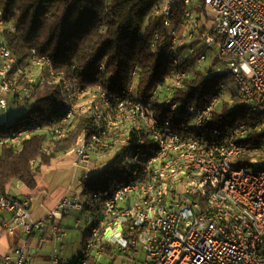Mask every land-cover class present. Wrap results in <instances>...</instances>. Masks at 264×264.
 Returning a JSON list of instances; mask_svg holds the SVG:
<instances>
[{"label":"built area","instance_id":"built-area-1","mask_svg":"<svg viewBox=\"0 0 264 264\" xmlns=\"http://www.w3.org/2000/svg\"><path fill=\"white\" fill-rule=\"evenodd\" d=\"M183 1L189 18L193 1ZM203 1L212 32L201 37L232 74L239 101L259 113L262 122L255 126L256 131L264 127V0ZM176 3L166 0L154 8V15L169 17ZM165 26L170 22L165 21ZM199 26L194 22L190 39L197 36ZM206 60L205 55L200 57L198 70ZM30 65L53 75V64L46 56L34 55ZM20 77H25V86L17 84ZM38 78L41 84L47 81L44 73L27 72L0 40V111L7 110L13 96L19 101L32 98ZM186 78L187 74L178 73L166 89V105L172 112L177 105L170 97ZM71 89L64 83L66 92ZM227 89V84H222V96L213 98L201 111L190 107L194 131L184 132L173 131L169 121L162 124L148 117L133 97L119 103L96 87L90 111L96 132L89 140L86 136L78 139L70 153H74L76 167H89L90 172L101 169L96 161L108 163L119 158L129 173L127 181L101 207L97 204L100 195H92L90 203L80 185L85 201L67 195L42 221L32 219L30 200L0 194L1 227L8 235L22 238L0 264H34L51 231L56 242L68 237L56 223L69 216H74L77 224L84 219L89 224L82 256L73 264H100L103 256L113 252L133 261L143 258L142 264H264V155L255 152L257 157L249 166L239 167L238 160L247 153L242 141L249 127L243 124L219 133L204 125ZM161 90L157 87L153 95ZM88 94L80 93L82 97ZM66 103L62 124L71 121L79 109L72 98ZM135 119L138 122L128 128L144 136L134 145L131 131L125 128ZM6 120L0 118V124ZM36 134H51L56 139L67 136L62 128H25L0 141V147L8 144L22 149ZM50 147L45 146L47 153ZM38 233L44 237H37ZM48 264L69 263L55 255Z\"/></svg>","mask_w":264,"mask_h":264},{"label":"trees","instance_id":"trees-1","mask_svg":"<svg viewBox=\"0 0 264 264\" xmlns=\"http://www.w3.org/2000/svg\"><path fill=\"white\" fill-rule=\"evenodd\" d=\"M165 1L0 0V40L27 72L33 70L47 75L44 84L38 78L32 98L19 101L13 96L9 99L15 107L23 106L26 110L15 120L0 124V141L32 127L50 131L62 128L67 133L63 139L53 138L51 134L33 135L22 149L2 145L0 194H7L9 184L15 181L36 190L40 168L70 153L81 137L89 140L88 137L93 136L96 128L90 113L91 97L98 86L111 100L119 99V103L133 97L135 103L143 105L148 117L162 124L169 121L173 131L189 129L193 132L194 116L189 108L198 111L206 108L213 98L222 96L220 87L227 84L228 93L221 97L204 125L219 133L231 132L243 124L249 127V134L242 141L247 153L238 160L239 167L249 166L257 157L255 152L262 154L264 127L254 130L262 122L259 113L239 101L234 78L228 68L221 69L225 63L216 52L212 53V67H205L210 51L215 49L207 46L201 37L202 33L212 32L204 1L192 0L189 18L185 17L188 8L183 0H177L169 17L155 16L154 8ZM165 21L170 22L169 27L165 26ZM196 21L200 25L197 36L190 39L189 32ZM34 55L51 60L53 75L30 65ZM203 55L207 60L198 70ZM178 73L187 74V78L170 97L171 103L177 105L176 112H172L171 106L166 105V89ZM16 82L25 86V77ZM64 83L72 87L70 92L64 90ZM157 87L162 90L154 96ZM81 91H89V94L82 97ZM70 98L79 109L71 121L62 124ZM122 119L125 120V116ZM137 122L138 119L132 120L125 128L131 131L134 145L144 136L128 128ZM47 144L51 145L48 153ZM128 175L122 160L115 158L104 164L100 172L85 174L80 185L90 203L92 195H100L101 202L97 204L101 207L102 202L127 181Z\"/></svg>","mask_w":264,"mask_h":264},{"label":"rangeland","instance_id":"rangeland-1","mask_svg":"<svg viewBox=\"0 0 264 264\" xmlns=\"http://www.w3.org/2000/svg\"><path fill=\"white\" fill-rule=\"evenodd\" d=\"M211 52L210 58L205 67H212L214 55ZM215 54V53H214ZM226 65L222 64L221 69H226ZM233 88V86H232ZM25 107H15L9 103L7 110L0 111V118H7L8 121H13L25 112ZM262 155H264V146L262 147ZM95 161V160H94ZM106 161V160H105ZM97 162L98 168H101L106 162ZM75 156L74 153H67L60 155L49 166H44L39 169L37 173L38 188L36 190H30L23 186L21 183L15 181V186H12L14 195L19 198H23L20 188L25 189L28 195L32 198V214L34 218H42L46 214V208L48 203H54L55 201H61L66 195L68 187L72 185L74 187L73 194L76 193L79 200L85 201L86 196L79 187L77 179H72L74 172ZM80 168V171H75V174H80L81 171L90 172V168ZM101 169L93 170V173L100 172ZM67 183V184H66ZM48 195V199H44V196ZM44 205V207H43ZM46 207V208H45ZM57 226H61L66 232L68 237L62 241L56 242L53 239L52 231L45 236L43 248L39 252V259L35 264H47L52 258L57 255L65 263H75L83 253L84 244L86 241V233L88 230V221L84 219L80 224H77L75 217H68L63 221H57ZM10 238L9 236H6ZM9 242L12 239H8ZM1 256V255H0ZM2 257V256H1ZM144 259L131 260L129 257L113 252V255H105L100 259V264H142Z\"/></svg>","mask_w":264,"mask_h":264},{"label":"crops","instance_id":"crops-1","mask_svg":"<svg viewBox=\"0 0 264 264\" xmlns=\"http://www.w3.org/2000/svg\"><path fill=\"white\" fill-rule=\"evenodd\" d=\"M74 164V163H73ZM75 166V165H74ZM74 168V172H73V176H72V179L74 178V179H77V181H78V183H79V187H80V189H81V186H80V181H81V179H82V177L85 175V174H87L88 173V171H81V173L80 174H75V171H80L79 169L80 168H76V166L75 167H73ZM67 184V183H66ZM12 186H15V183L14 182H12L11 184H9V186H8V189H7V195H9V196H11V197H13V198H15V199H19V200H25V199H27V200H30V202H31V208H30V210H31V214H32V196L31 195H28V193H27V191H25V189H23V188H20V193H21V195H24V197L23 198H19V197H17L16 195H14V193H13V190H12ZM37 188H38V186H37ZM73 190H74V187L72 186V185H70L69 187H68V190H67V192H66V195L65 196H67V195H71V196H77L76 195V193L75 194H73ZM64 196V197H65ZM63 197V198H64ZM49 198V196L48 195H45L44 196V199L46 200V199H48ZM58 203H59V201H55L54 203H48L47 204V208H46V214H45V216L44 217H42V218H34V216H33V214H32V219L34 220V221H42V220H46V219H48V216H49V213L52 211V210H54V208L58 205ZM43 207H44V205H43ZM69 217H74V216H69ZM6 218H8V216H6ZM66 218H68V217H66ZM65 218V219H66ZM63 221V220H62ZM6 236H9L10 238H7ZM37 237H40V238H43L44 237V235H43V233H38L37 234ZM45 238V237H44ZM8 239H12V241H10L9 242V240ZM22 240V238H21V236H19V235H15V236H11V235H8L5 231H4V229L1 227V225H0V255L2 256H0V259H2V258H4L5 256H7V255H10L12 252H13V250L15 249V247L16 246H18V244L20 243V241ZM39 259V255L34 259V264L35 263H37V260ZM50 263V262H49ZM48 264V263H47Z\"/></svg>","mask_w":264,"mask_h":264}]
</instances>
